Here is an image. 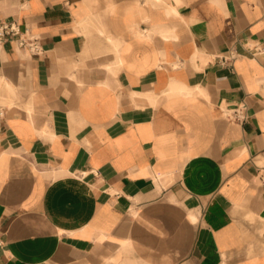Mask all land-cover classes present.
Segmentation results:
<instances>
[{
	"label": "crops",
	"instance_id": "crops-1",
	"mask_svg": "<svg viewBox=\"0 0 264 264\" xmlns=\"http://www.w3.org/2000/svg\"><path fill=\"white\" fill-rule=\"evenodd\" d=\"M3 22L0 264H264V0H0Z\"/></svg>",
	"mask_w": 264,
	"mask_h": 264
},
{
	"label": "built area",
	"instance_id": "built-area-1",
	"mask_svg": "<svg viewBox=\"0 0 264 264\" xmlns=\"http://www.w3.org/2000/svg\"><path fill=\"white\" fill-rule=\"evenodd\" d=\"M20 33V28L18 27V25L15 22H3L0 24V47L3 43V41L7 38V37H13L15 35H18ZM19 44L20 46L24 47L26 45L24 40H19ZM31 48L32 51H37V46L36 45H30L29 46ZM245 108L246 105L243 106V110L236 112L237 113V118L239 120L245 121L246 120V114H245ZM2 245V239L0 236V246Z\"/></svg>",
	"mask_w": 264,
	"mask_h": 264
}]
</instances>
